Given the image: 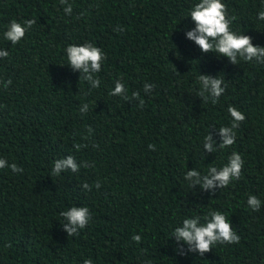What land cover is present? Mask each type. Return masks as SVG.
<instances>
[{
  "label": "trees",
  "instance_id": "trees-1",
  "mask_svg": "<svg viewBox=\"0 0 264 264\" xmlns=\"http://www.w3.org/2000/svg\"><path fill=\"white\" fill-rule=\"evenodd\" d=\"M197 2L67 0L68 15L60 0H0V50L9 53L0 58V158L23 169H0V264H264V63L202 53L187 37ZM222 2L231 29L264 47V0ZM12 20L35 21L17 44L3 36ZM85 42L106 56L98 88L67 65L66 47ZM199 74L224 79L215 104L197 96ZM117 80L142 107L110 95ZM229 105L246 119L232 146L208 152L204 137L219 145ZM232 152L244 161L239 180L189 186L187 171L206 174ZM68 156L79 171L52 175L54 161ZM250 195L261 200L258 211ZM73 206L87 207L91 219L68 236L60 213ZM211 210L226 215L239 242L177 254L175 227Z\"/></svg>",
  "mask_w": 264,
  "mask_h": 264
},
{
  "label": "clouds",
  "instance_id": "clouds-1",
  "mask_svg": "<svg viewBox=\"0 0 264 264\" xmlns=\"http://www.w3.org/2000/svg\"><path fill=\"white\" fill-rule=\"evenodd\" d=\"M60 3L67 4V0H60ZM64 12L70 15L72 6L67 4ZM188 17L195 23V28L187 32V37L199 46L202 53L215 52L218 56L227 57L232 64H237L238 60L241 59L247 62L255 60L257 63H264V47L254 46L251 36L240 34L231 29L234 18L228 16L227 6L222 0H198L189 10ZM257 19L264 21V11L258 13ZM34 23V20H26L22 25L16 20H12L3 33L4 39L12 44L19 43ZM65 51L67 65H70L73 70H80V79L88 82L92 88H98L100 80L95 78V74L101 71L102 63L106 58L101 48L93 43L85 42L79 45L70 44ZM8 55L7 50H0V58H6ZM7 83L11 84V80H8ZM198 83L201 87L197 92V96L205 101L211 99L213 104L218 101L226 89L224 79L219 76L213 78L209 75L199 74ZM152 90L153 85L147 83L144 85L146 93H150ZM110 95L121 96L125 100H139L141 107L144 103L138 92H133L131 98H129L119 80L115 82V87ZM87 110V104L82 105L80 108L81 114L87 112ZM227 112L231 117V124L230 126H221L218 129L221 137L219 145L213 147L214 141L209 132L204 137L203 149L208 152H216L218 149L230 147L235 143V130L239 128L240 123L246 117L242 111L231 105L228 106ZM75 147L79 150L80 145L77 144ZM149 148L153 149L154 145L150 144ZM243 164L242 156L237 152H232L228 156L227 163L221 167L211 166L206 174H201L197 170L187 171L184 178L190 182L189 186L192 188L199 184L203 190L222 189L226 188L232 181L240 179ZM84 166L87 167V164ZM5 167H10L13 172L23 171L16 164L8 165L5 159L0 158V169ZM79 168L80 166L76 163L75 158L68 156L54 161L52 175L59 176L61 172L68 170L76 173ZM94 186L99 189L101 185L97 182ZM82 188L91 191V186L88 183H84ZM247 205L253 211H258L261 207V200L255 195H250L247 199ZM60 215L66 221L62 226L68 236L79 235V230L84 229L91 219L89 209L84 206H73L69 210L61 212ZM171 237H174L175 241L178 242L175 249L177 254L186 255L188 252H192L198 253L200 256L211 251L213 245L233 244L238 243L240 240L226 215L218 210H211L203 217L184 218L181 224L175 227L170 234L169 238ZM132 239L139 243L141 236L133 235ZM185 245L187 246V252L184 251L183 246ZM84 264H92V261L85 259Z\"/></svg>",
  "mask_w": 264,
  "mask_h": 264
}]
</instances>
